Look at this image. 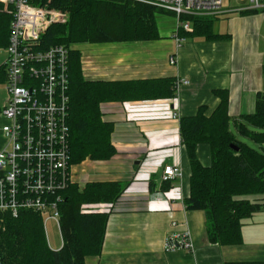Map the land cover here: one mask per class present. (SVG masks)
I'll return each instance as SVG.
<instances>
[{
  "label": "crops",
  "instance_id": "crops-1",
  "mask_svg": "<svg viewBox=\"0 0 264 264\" xmlns=\"http://www.w3.org/2000/svg\"><path fill=\"white\" fill-rule=\"evenodd\" d=\"M223 6L224 13L214 17L213 40L180 33L186 40L177 42L174 17L175 23L170 21L169 31L158 40L76 47L87 81H190L177 92L173 89L171 97L101 105L103 122L113 125L116 153L109 160L72 164L73 186L118 183L123 192L114 203L82 206L83 213H108L102 253L87 258L86 264L264 263V207L245 220L240 245L222 246L209 240L207 214L185 205L192 172L181 119L196 116L201 108L210 117L224 99L236 132L235 124L253 115L259 97L264 98V12L244 10L248 4L239 0H227ZM3 50L0 71L6 79ZM5 85L0 83V125L5 122ZM174 114L179 119H173ZM3 135L0 130V151L7 144ZM197 155L205 167L211 165L209 146L200 145ZM167 165L180 168L182 176L163 183ZM258 199L264 203V196ZM185 230L191 233L194 254L166 252V237Z\"/></svg>",
  "mask_w": 264,
  "mask_h": 264
},
{
  "label": "trees",
  "instance_id": "trees-1",
  "mask_svg": "<svg viewBox=\"0 0 264 264\" xmlns=\"http://www.w3.org/2000/svg\"><path fill=\"white\" fill-rule=\"evenodd\" d=\"M41 2L50 9L70 15L67 24L49 28L43 37V49L56 45L69 47L160 39L151 6L133 5L123 0ZM182 20L189 21L193 28L191 33L180 30L185 38H216L214 18L184 16ZM12 21L13 16L0 3V50L10 44ZM133 32H137L134 37H126ZM1 74L3 70L0 71V83L4 84L6 79ZM70 76L71 165L88 159L109 160L115 155L116 149L111 142L113 125L103 122L102 104L174 95L175 80L87 81L81 54L76 48L70 52ZM230 121L224 99L210 117L205 116V110L201 108L196 116L180 121L182 142L192 172L186 208L207 214L209 240L222 246L240 245L245 220L264 207L258 199L264 196V98L259 97L253 115L235 124L236 132L231 130ZM200 145L210 148L211 165L208 167L198 158ZM122 192L123 186L118 183L89 184L84 189L72 185L63 194L61 233L64 245L58 251L48 246L43 219L39 215L22 212L17 219L5 215L0 220L4 264H86L87 258L100 256L108 213H83L82 206L114 203Z\"/></svg>",
  "mask_w": 264,
  "mask_h": 264
},
{
  "label": "built area",
  "instance_id": "built-area-1",
  "mask_svg": "<svg viewBox=\"0 0 264 264\" xmlns=\"http://www.w3.org/2000/svg\"><path fill=\"white\" fill-rule=\"evenodd\" d=\"M0 0L13 16L10 44L4 49L7 94L2 116L8 121L2 129L7 144L0 151V220L5 215L17 219L33 212L43 219L44 229L52 221L61 231L63 194L73 185L70 164V52L64 45L43 49L42 41L53 25L68 23V13L42 5V0ZM160 8L176 17V40L183 43L180 30L191 33L192 24L182 17H218L224 13V0H129ZM246 2L244 10L264 12V0ZM243 10V9H242ZM171 64L175 65L174 58ZM177 79L174 89L189 86ZM173 119H179L174 114ZM182 176L180 168L164 167L162 182ZM174 226V225H173ZM64 245L62 237V247ZM165 251L195 249L189 230L166 237ZM0 264H4L0 249Z\"/></svg>",
  "mask_w": 264,
  "mask_h": 264
},
{
  "label": "rangeland",
  "instance_id": "rangeland-1",
  "mask_svg": "<svg viewBox=\"0 0 264 264\" xmlns=\"http://www.w3.org/2000/svg\"><path fill=\"white\" fill-rule=\"evenodd\" d=\"M123 1L130 2L133 5L137 4L136 2L129 1V0H123ZM226 1L227 0H224V2H226ZM36 2H38V1L36 0ZM142 5H144V4H142ZM147 6H149V5H147ZM151 7L155 11L154 18H155L157 30L159 31V35H160V33L166 34L169 31L170 21H173L175 23V20H174L175 15L172 13H169L165 10H162L160 8L153 7V6H151ZM5 10L10 12L11 8L8 7V9H7V7L5 6ZM9 15H12V14L9 13ZM69 21H70V15H69L68 22ZM176 27H177V25H176ZM136 34H137V32L136 33L135 32L129 33V35H126V37L131 38V37H134ZM76 47L77 46H75V45L69 46L71 51H72V49H75ZM7 124H8V121L5 119V122L0 125V130L2 131L3 127ZM3 136L5 137V135H3ZM44 231H45L46 241H47V244L50 247V249H52L53 251L61 250L62 249V233H61L60 229L56 226V224L52 221L47 222Z\"/></svg>",
  "mask_w": 264,
  "mask_h": 264
},
{
  "label": "water",
  "instance_id": "water-1",
  "mask_svg": "<svg viewBox=\"0 0 264 264\" xmlns=\"http://www.w3.org/2000/svg\"><path fill=\"white\" fill-rule=\"evenodd\" d=\"M233 149H235L236 151H239V149H238V148H235V147H233Z\"/></svg>",
  "mask_w": 264,
  "mask_h": 264
},
{
  "label": "bare ground",
  "instance_id": "bare-ground-1",
  "mask_svg": "<svg viewBox=\"0 0 264 264\" xmlns=\"http://www.w3.org/2000/svg\"><path fill=\"white\" fill-rule=\"evenodd\" d=\"M72 99V98H71Z\"/></svg>",
  "mask_w": 264,
  "mask_h": 264
}]
</instances>
